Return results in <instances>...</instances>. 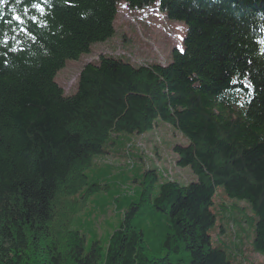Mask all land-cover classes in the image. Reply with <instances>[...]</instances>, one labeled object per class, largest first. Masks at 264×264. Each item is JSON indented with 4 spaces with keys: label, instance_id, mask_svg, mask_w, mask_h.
Returning <instances> with one entry per match:
<instances>
[{
    "label": "trees",
    "instance_id": "1",
    "mask_svg": "<svg viewBox=\"0 0 264 264\" xmlns=\"http://www.w3.org/2000/svg\"><path fill=\"white\" fill-rule=\"evenodd\" d=\"M118 2L184 23L180 49L165 65L100 54L65 96L56 72L114 36ZM159 122L195 180L144 169L105 253L86 250L59 207L94 158ZM218 186L247 202L264 254V0H0V264H230L211 243Z\"/></svg>",
    "mask_w": 264,
    "mask_h": 264
},
{
    "label": "rangeland",
    "instance_id": "2",
    "mask_svg": "<svg viewBox=\"0 0 264 264\" xmlns=\"http://www.w3.org/2000/svg\"><path fill=\"white\" fill-rule=\"evenodd\" d=\"M184 34V23L166 20L154 5L129 11L123 2H118L114 36L107 42L92 45L91 53L82 55L79 60L66 61L54 79L63 87L65 96L74 94L82 65L100 54L124 55L137 66L165 65L171 49H180ZM175 143L185 144L186 139L169 125L159 122L141 136L120 137L108 149V154L94 158L85 172V190L93 183L99 184L100 189L84 190L82 196L77 194L69 205L59 207L66 215L70 214L66 218L67 227L82 234L86 250L97 241L102 254L105 253L109 236L118 227L124 210L138 197V183L144 169L155 168L160 183L175 179L186 185L195 180L188 168L176 167L172 151ZM214 204L212 210L222 232L211 233L212 246L224 250L230 264H264V254L252 250L250 215L253 212L247 202L229 198L218 186Z\"/></svg>",
    "mask_w": 264,
    "mask_h": 264
},
{
    "label": "snow or ice",
    "instance_id": "3",
    "mask_svg": "<svg viewBox=\"0 0 264 264\" xmlns=\"http://www.w3.org/2000/svg\"><path fill=\"white\" fill-rule=\"evenodd\" d=\"M18 2H19V0H18ZM13 19H15V20H17V21H19L20 20V17L19 16H13Z\"/></svg>",
    "mask_w": 264,
    "mask_h": 264
}]
</instances>
